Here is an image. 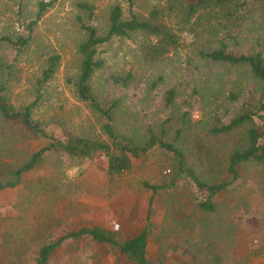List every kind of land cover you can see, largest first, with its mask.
Segmentation results:
<instances>
[{
    "label": "rangeland",
    "instance_id": "374dc122",
    "mask_svg": "<svg viewBox=\"0 0 264 264\" xmlns=\"http://www.w3.org/2000/svg\"><path fill=\"white\" fill-rule=\"evenodd\" d=\"M44 1L51 4L33 26L24 48L18 51L0 40V85L5 88L0 94L15 109L30 103L48 58L57 54V70L41 87L33 120L61 140L108 141L105 117L75 94L78 45L85 36L79 17L104 32L114 5L121 6L123 17L129 18L130 9L146 16L165 2L133 0L130 6L127 0ZM38 3L0 0V36H27L26 25L35 18ZM83 3L92 6L91 16ZM254 16L252 29L240 22L226 31L216 29L212 17L202 16L192 32L181 30L176 19L168 17L178 45L156 60L143 54L142 46L153 42L145 33L115 37L97 46L96 56L104 64L89 80L91 92L104 107L119 100L113 124L136 144L143 143L147 127L159 133L164 125L167 141H175L181 129L176 144L197 176L206 182L230 180L227 155L246 144L245 133L252 124L225 133L212 129L246 109L254 115L253 126L261 129L256 110L264 104V90L246 69L201 59L198 50L217 48L220 40L235 53L264 50V11ZM115 72L131 73L126 87L111 80ZM169 90L173 91L171 104L166 101ZM21 128L0 118V183L12 181L9 171L49 143L39 133ZM218 162L223 167L219 171ZM132 165L129 173L114 179L100 154L79 159L60 148L46 151L19 184L0 190V264H34L39 248L61 237L65 241L50 254L49 264H131L89 235H68L99 225L117 231L120 238L133 237L147 219L154 229L147 246L150 264H264L263 167L252 163L239 167L241 175L213 197L217 211L202 213L197 204L205 193L187 174L176 173L167 151L153 147L133 158ZM152 184L172 186L152 193Z\"/></svg>",
    "mask_w": 264,
    "mask_h": 264
},
{
    "label": "trees",
    "instance_id": "16d2710c",
    "mask_svg": "<svg viewBox=\"0 0 264 264\" xmlns=\"http://www.w3.org/2000/svg\"><path fill=\"white\" fill-rule=\"evenodd\" d=\"M127 2L132 6L133 0H127ZM164 2L165 4L160 8L153 7L146 16H141L130 9L129 18L123 17L121 6L114 5L109 10L108 27L104 32H99L96 27L86 24L79 17V26L84 30L85 36L78 45L80 64L74 83L75 94L81 100L89 102L94 110L105 117L106 121L103 129L108 141L89 140L83 137H70L61 140L45 132L33 120L32 109L36 106L41 96V87L57 70L60 58L57 54L48 58L47 65L42 69L41 76L37 79V94L30 103L15 109L0 94V118L4 123H19L22 127L21 129H24L25 132L39 133L40 136L49 139L48 145L31 152L23 163L9 171V175L13 180L0 183V190L19 184L22 176L41 162L45 152L53 149L57 150L60 148L69 155L77 156L79 159L91 158L96 154H100L106 158L109 177L115 179L131 171L133 158L146 153L153 147H160L172 156L178 171L176 173L187 174L195 185L205 193L206 198L200 200L197 204L200 211L202 213H215L217 205L213 201V197L227 190L228 186L241 175L239 167L252 163L264 169V104L260 105L256 110L258 119L263 122L261 129L253 126L254 115L247 109L230 119L229 123L212 129L214 133H225L246 122L252 124V127L245 133L246 144L234 148L227 155L226 171L230 175V180L223 179L216 182H206L197 176L194 172L196 168L192 163H188V156L176 144V137L181 134V129L177 130L175 141H167L164 125L160 126L159 133L153 127H147L143 143L141 145L136 144L128 135L118 132L113 124L114 110L118 106L119 100H113L107 107H104L92 94L89 80L93 72L102 68L104 64V61L96 56L97 46L100 44L109 42L115 37H130L132 33L143 32L153 38V42L151 41L149 44L142 46L143 54L145 57L156 60L175 49L178 45L179 38L172 27L168 25V17L175 18L176 24L180 29L189 32L194 30L193 24L196 23V19L206 16L209 20L212 17L214 19V23H212L214 27L226 31L228 27L237 26L240 22H244L249 29H252L256 20L255 12L264 11V0H164ZM50 4V1L39 0L35 18L26 25L27 36H18L12 39L11 36L3 35L0 36V40L7 41L20 51L27 45L33 26ZM81 6L88 10L89 16L92 15V6L87 3H83ZM237 21L239 22L236 23ZM186 25L188 27H185ZM218 44L217 48L198 50V56L201 59H208L212 62L246 69L248 76L252 80L259 82L264 90V50L252 53H235L227 49L223 40H220ZM131 76V73L122 75L115 72L110 77L114 84L126 87ZM4 90L3 85H0V93ZM230 96L234 97L235 95L230 93ZM172 98L173 91L169 90L166 98L168 104L172 103ZM221 168L223 167L218 162V171ZM170 186L172 184H152L149 185V188L152 193H156L158 189ZM151 224V221L147 219V224L135 236L128 238H120L117 231L99 225L71 232L68 236L77 238L78 236L89 235L97 243L107 245L109 252L117 251L119 257L124 256L131 264H150L147 246L149 236L154 232V229L150 228ZM64 238L61 237L56 241L44 243L38 250L34 264H49L50 254L65 241Z\"/></svg>",
    "mask_w": 264,
    "mask_h": 264
}]
</instances>
